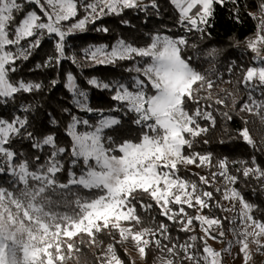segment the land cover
<instances>
[{
	"label": "snow or ice",
	"instance_id": "6c2138e0",
	"mask_svg": "<svg viewBox=\"0 0 264 264\" xmlns=\"http://www.w3.org/2000/svg\"><path fill=\"white\" fill-rule=\"evenodd\" d=\"M169 3L178 12L180 29L198 33L201 41L210 35L217 6L232 4L234 18L240 21L239 0ZM150 9L159 17V0H0V108L11 109L7 116L0 115V176L10 178L7 187L0 186V264H68L70 260L80 264L77 254L85 244L101 249L97 264H126L119 255L120 246H125L126 255L130 256V247L145 261L155 250L153 264H223V253H231L234 244L248 264L250 244L257 251L264 250V216H257L259 205L235 187L242 176L246 182H255L254 193L264 192V167L253 156L250 162L239 161L243 167L237 169L238 176L231 173L227 158L214 162L211 152L194 150L200 138L205 137L203 144L210 142L207 134L219 120L227 131L237 112L264 124V0L257 13H248L258 20L255 37L247 43L258 66L242 71L235 91H214L215 69L198 70L199 55L185 54L188 48L197 50L198 44L190 43L187 35L157 31L149 33L144 44L120 35L110 45H88L82 60L75 52L68 54L69 38L85 33L89 25L107 16L123 17L127 10L148 14ZM120 23L135 27L128 19ZM95 30L111 31L105 25ZM46 36L54 37L53 52L35 69L56 70L50 89L61 83L62 63L69 61L80 70L89 89L111 94L112 107H93L89 91L71 71L63 74L71 105L60 106L63 119L36 102V95L45 90L43 81L14 77L20 63L33 56ZM217 55L215 48L206 52V58ZM125 64L122 71L127 79L84 76L85 67L115 69ZM241 90L246 98L239 95ZM93 114L97 116L94 122ZM41 115L46 126L38 119ZM126 118L138 129L134 138H123ZM241 119L244 126L237 139L258 151L248 127L251 121L245 116ZM61 127L68 137L66 145L59 140ZM25 143L31 153L22 150ZM181 165L215 166L219 171L207 176L195 173L197 182L178 175ZM65 172L66 179L61 180L59 175ZM220 178L225 182L223 190H209ZM221 192V199L231 207L215 200ZM213 201L232 217L205 214ZM153 209L165 219L157 221L151 215ZM140 210L148 214L147 226ZM224 220L230 225L227 231ZM197 225L202 236L189 235L181 242L172 235V226L178 232L192 233ZM228 232L233 239L222 251L208 244L209 239L223 241ZM105 233L110 237L106 245L100 239ZM131 264H136L135 259Z\"/></svg>",
	"mask_w": 264,
	"mask_h": 264
},
{
	"label": "trees",
	"instance_id": "16d2710c",
	"mask_svg": "<svg viewBox=\"0 0 264 264\" xmlns=\"http://www.w3.org/2000/svg\"><path fill=\"white\" fill-rule=\"evenodd\" d=\"M161 6V14L159 17L155 15L154 10H149L148 14L138 12L135 10H127L123 17L117 16H107L102 20L97 21L96 25H89L88 31L82 34H76L70 37L68 43L70 45L68 49V54L71 55L73 52L77 54L78 59L82 60L83 49L88 45H98L100 43L112 44L115 42L118 36L123 35L125 38H135L138 43L144 44L148 40L149 33H155L157 31L166 32V34L172 36L187 35L189 37L190 43H197L198 49L193 50L191 48L186 49V55H191L197 53L199 59L195 62V66L201 72H205L211 69H215L213 78L217 79V87L214 91L219 92L220 88H226L230 91H235L236 81L242 79V71L246 70L247 67L252 64L256 66L253 59V53L247 48V41L254 37L257 32L258 20L252 18L248 13H257L260 0H239V13L240 21L237 22L234 18L233 13L236 9L232 4H228L227 7L217 6L215 10V15L211 21V27L209 28L210 35L207 36L203 41L199 39L198 33H185L180 29L178 25V12L173 5L169 3V0H159ZM29 9L36 8L35 5H28ZM39 11L38 9H36ZM82 14V10H81ZM20 17L17 18V23ZM121 19H128L131 21L134 28H129L121 25ZM100 25L107 26L111 31L108 34L102 32H97L95 29ZM54 47V37H45L42 40L41 47L33 54V56L26 62L20 63V71L15 74V79L21 77L27 80L33 81H43L45 85V90L38 93L35 97L37 103L41 104L45 110H55L57 116L63 119V114L60 113V106L71 107L70 94L64 88V73L71 71L77 75L79 83L82 87L89 91L90 104L96 108H110L114 105V102L110 99V93L107 91H99L95 89H89L85 84L84 78L80 76V70L69 61H64L62 63V68L60 69L61 80L55 88L49 87V82L56 77L55 69H45L39 70L35 69L37 63L43 62L47 55L52 54ZM212 48L217 50L218 55L215 58H206V52L210 51ZM126 66L122 65L121 68L112 67H96V68H84V76H97L101 79H119L124 76L127 79L128 74L123 73L122 68ZM233 68V71L229 72V67ZM30 69H34L30 71ZM222 77L221 79H218ZM230 80L231 83H225L224 81ZM240 96L246 98V93L241 90ZM257 98H260L259 92L256 93ZM28 99H33L29 97ZM229 99V104H230ZM11 111L10 108H0V115L7 116ZM83 115V114H81ZM245 116L251 123L248 127L250 133L257 144L258 151L254 150L249 145L245 144L242 140L237 139L238 130L241 129L244 124L241 119ZM38 119L47 125V120L42 115ZM90 119L94 122L97 116L93 114ZM59 135V140L61 144L68 143V137L65 136L63 127L57 130ZM138 129L136 126L132 125L126 118L124 124L121 128V133L123 138H134L137 135ZM114 136L120 135V133H111ZM202 137L198 140L195 145V151L199 152H211L213 155L214 162L218 159L227 158L228 166L232 174L240 176L237 169H242L243 165L239 161H251L253 156L256 157L257 163L264 167V124L260 120L252 115H247L243 113H235L233 120L228 122L227 131H225V125L222 120H219L218 125L215 129L210 130L207 134V139L210 141L208 144H203ZM17 148H21V145H17ZM23 151L26 153H31V149L24 144ZM191 151V150H188ZM235 162V163H233ZM200 173L203 175H209L211 171H219L215 166L211 169L208 167L199 168ZM195 172L181 165L178 175L181 178L189 179L198 182V176L194 175ZM61 180L66 179V172L59 175ZM9 177L0 176V186L7 187L9 183ZM223 181L222 178L215 183L211 189L221 188L220 184ZM255 182H246L242 176H240V181L235 185L245 197L259 205L261 211L257 212V216H264V192L257 191L253 192L252 188ZM204 187V186H201ZM222 192L215 194V200H219L222 204ZM146 202L148 197H144ZM213 207L211 211L205 210V214L214 215L220 218H224L225 215L223 211L215 207V201L212 202ZM60 211L65 209L61 208ZM190 214H195L192 209H187ZM140 214L144 217L145 226H147L150 221L148 219V214H145L143 210H140ZM151 215L156 218L157 221L164 220L165 218L158 215V209H153ZM167 223V221L165 220ZM224 229L227 231L230 225L227 220L223 222ZM229 233V232H228ZM172 235L179 236L180 241L183 242L187 240L189 235L202 236V231L199 225L196 226L195 231L192 233H183L177 231V226H172ZM228 234L225 236V238ZM84 240L87 241L88 237L83 236ZM223 239V241L225 240ZM76 242L79 243L80 237L75 238ZM104 241V244L110 242V237L105 233L100 237ZM219 240V239H218ZM125 246L119 247V255L126 262V264H131L132 256L126 255L124 251ZM101 249L98 247H91L87 244L82 246V251L78 253L80 264H97L96 257L100 254ZM264 254V250H261ZM156 256L155 250H153L146 258L143 260L144 264H153V259ZM68 264H76L75 260H70Z\"/></svg>",
	"mask_w": 264,
	"mask_h": 264
},
{
	"label": "rangeland",
	"instance_id": "374dc122",
	"mask_svg": "<svg viewBox=\"0 0 264 264\" xmlns=\"http://www.w3.org/2000/svg\"><path fill=\"white\" fill-rule=\"evenodd\" d=\"M254 37H251V38H254ZM251 66H254V65L252 64ZM256 66L258 65L256 64ZM183 166H185L186 168L190 169L191 171L195 173H200L199 168L195 167L194 165H183ZM220 186H221V189L223 190L225 186L224 180L221 182ZM222 204L226 208L232 206L228 201H224V200H222ZM223 213L225 217H229V218H231L233 215L231 212L223 211ZM202 235H203V232H202ZM232 239L233 237L231 233L229 232L228 236L225 238L224 241H221V240L213 241L209 239L208 244L211 247H213L215 250L222 251L224 248L228 246V241ZM250 249L252 253V258L248 261V264H264V254L261 251H257L256 246L254 244H250ZM129 252L132 258L135 259L136 264H144L143 259L139 257L137 252L132 251L130 247H129ZM222 259H223V264H244V258L242 255L239 254V247L236 246L235 244L233 245V250L231 253H228V252L223 253Z\"/></svg>",
	"mask_w": 264,
	"mask_h": 264
}]
</instances>
